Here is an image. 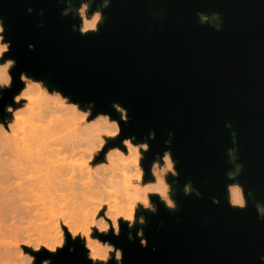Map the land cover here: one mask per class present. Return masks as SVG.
<instances>
[{"label":"water","instance_id":"1","mask_svg":"<svg viewBox=\"0 0 264 264\" xmlns=\"http://www.w3.org/2000/svg\"><path fill=\"white\" fill-rule=\"evenodd\" d=\"M66 6L0 0L5 37L12 41L7 55L17 61L13 87L0 106L23 87L21 71L82 106L93 101V114L120 120L112 108L120 103L130 119L120 121L122 134L109 146L127 136L146 140V170L155 154L170 148L180 172L173 185L178 210L153 196L158 212L144 213L147 247L128 239L126 225L121 236L101 239L123 249V264H264V219L255 207L264 205V0H111L99 32L88 35L73 31L80 20L62 16ZM200 12L209 15L207 23ZM150 132L155 139H148ZM229 149L243 167L237 179L248 199L244 210L228 204ZM189 182L201 196L184 194ZM68 246L55 255L32 254L36 264L48 256L52 264H91L82 242L69 237Z\"/></svg>","mask_w":264,"mask_h":264},{"label":"clouds","instance_id":"2","mask_svg":"<svg viewBox=\"0 0 264 264\" xmlns=\"http://www.w3.org/2000/svg\"><path fill=\"white\" fill-rule=\"evenodd\" d=\"M59 2L67 5L62 16L80 20L72 26L73 31L88 35L99 32L105 21L103 10L111 0H101L95 8L96 0H79L78 7L74 0ZM198 16L201 23L210 19L203 12ZM213 17L218 19L219 14L213 13ZM215 28L221 30L222 24ZM5 32L0 16V101L13 87L12 70L17 66L15 58L7 55L12 41L6 39ZM34 47L29 44V49ZM19 81L23 87L12 95V103L0 106V264H36L37 255L32 253L45 250L55 255L68 246L69 237L82 242L91 264H110L113 259L123 264V249L101 237H119L126 225L128 239L139 238L141 247H147L144 213L158 212L152 197H158L169 211L178 210L173 185L180 172L171 149L155 154L146 170L143 161L151 150L146 140L127 136L109 146L122 134L120 121L130 119L120 103L112 104L120 114L117 120L110 113L93 114V101L82 106L25 71L19 73ZM155 135L150 132L148 139ZM168 135L166 145L171 144L173 133ZM228 157L234 165L227 173L231 181L226 185L228 204L244 210L248 199L237 179L243 167L237 163L235 149L228 150ZM183 192L201 196L190 182ZM213 203L219 204V200L213 198ZM255 207L264 219V205L256 203ZM137 223L142 227L133 236ZM68 251H75L74 246H68ZM40 264H52V257L41 259Z\"/></svg>","mask_w":264,"mask_h":264},{"label":"rangeland","instance_id":"3","mask_svg":"<svg viewBox=\"0 0 264 264\" xmlns=\"http://www.w3.org/2000/svg\"><path fill=\"white\" fill-rule=\"evenodd\" d=\"M25 251H31L30 249L25 248Z\"/></svg>","mask_w":264,"mask_h":264}]
</instances>
